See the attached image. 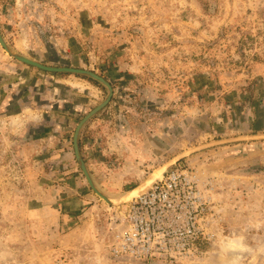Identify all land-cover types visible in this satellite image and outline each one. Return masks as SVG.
I'll return each mask as SVG.
<instances>
[{"label": "rangeland", "instance_id": "rangeland-1", "mask_svg": "<svg viewBox=\"0 0 264 264\" xmlns=\"http://www.w3.org/2000/svg\"><path fill=\"white\" fill-rule=\"evenodd\" d=\"M0 36L26 59L110 85L78 149L114 203L181 151L264 134V0H0ZM106 95L0 45V264H166L110 255L123 207L75 158V129ZM263 150L229 143L177 162L242 158L214 177L203 253L174 264H264Z\"/></svg>", "mask_w": 264, "mask_h": 264}, {"label": "built area", "instance_id": "built-area-1", "mask_svg": "<svg viewBox=\"0 0 264 264\" xmlns=\"http://www.w3.org/2000/svg\"><path fill=\"white\" fill-rule=\"evenodd\" d=\"M209 180L176 165L150 188L123 206L110 255L174 264L202 254L210 239L213 207Z\"/></svg>", "mask_w": 264, "mask_h": 264}, {"label": "water", "instance_id": "water-1", "mask_svg": "<svg viewBox=\"0 0 264 264\" xmlns=\"http://www.w3.org/2000/svg\"><path fill=\"white\" fill-rule=\"evenodd\" d=\"M0 45L4 48V50L13 58L18 59L21 62H24L30 66H34L36 68H39L44 71H50V72H71V73H77V74H82L89 76L101 83H103L107 87V95L104 99V101L99 104L97 107H95L92 111H90L77 125L74 135H73V149H74V154L75 158L82 169V172L91 187V189L98 195L100 196L105 202L112 206H117V207H123L142 193L146 192L150 186L156 182L157 180L161 179L165 173H167L169 170H171L173 167L176 166L177 162L183 159L184 157H187L189 155H192L196 152L216 147L219 145H224V144H229V143H237V142H263L264 141V134H249V135H241L237 137H231V138H224V139H219V140H214L210 141L201 145H196L194 147L188 148L184 151L179 152L178 154L174 155L170 159L166 160L163 164L158 166L156 169H154L151 173H149L140 183H138L135 187L130 189L125 193V195L117 202L114 203L112 202L108 197L103 195L94 185L92 179L90 178L89 173L87 172L85 165L81 159L79 149H78V133L81 128V126L96 112H98L101 108H103L109 101L111 95H112V89L110 85L101 77L85 70H78V69H72V68H54V67H47L44 65H41L39 63H36L34 61H31L29 59H26L16 53H14L12 50H10L6 44L4 43L2 37L0 36ZM158 176H160L158 178Z\"/></svg>", "mask_w": 264, "mask_h": 264}, {"label": "crops", "instance_id": "crops-1", "mask_svg": "<svg viewBox=\"0 0 264 264\" xmlns=\"http://www.w3.org/2000/svg\"><path fill=\"white\" fill-rule=\"evenodd\" d=\"M264 152V150H263ZM225 151H220L219 153H216L215 155V161L213 163L210 164H202L201 162H195L194 160V170L196 171V173L199 175L201 180H209L213 186V190L211 193V201H213L212 197L215 194V189L218 188L217 184H220V187H222V183H218L214 177H217V180L220 179L221 177H223L224 175H227L229 173L228 170H230V168L237 166L240 163H236L239 162V160L241 161L242 158H239V155H234V154H224ZM264 153L260 156L263 157ZM255 157V154L252 156V158ZM247 158V157H246ZM262 162V160L260 161ZM264 165V163H262ZM232 173V172H231ZM215 174V175H213ZM234 174V172H233ZM235 175V174H234ZM217 195L221 196V193L219 194L216 193ZM215 194V195H216Z\"/></svg>", "mask_w": 264, "mask_h": 264}, {"label": "trees", "instance_id": "trees-1", "mask_svg": "<svg viewBox=\"0 0 264 264\" xmlns=\"http://www.w3.org/2000/svg\"><path fill=\"white\" fill-rule=\"evenodd\" d=\"M90 81H92L91 79H89Z\"/></svg>", "mask_w": 264, "mask_h": 264}]
</instances>
